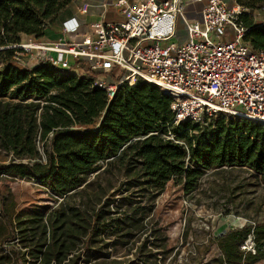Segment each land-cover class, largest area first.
<instances>
[{
  "label": "trees",
  "instance_id": "trees-1",
  "mask_svg": "<svg viewBox=\"0 0 264 264\" xmlns=\"http://www.w3.org/2000/svg\"><path fill=\"white\" fill-rule=\"evenodd\" d=\"M72 1L0 0V47H5L0 56L15 59L20 49L11 45L20 43L23 35L40 38L46 28L63 22ZM263 1L239 0L252 9ZM243 22L245 39L254 48L264 49V23L256 22L250 14L244 15ZM92 83V79L47 61L26 68L10 61L0 66V145L19 158L0 165L1 173L40 179L56 197L84 187L102 161L115 158L129 173L135 172L156 189L178 176L186 192H191L206 170L224 166L249 168L264 183V123L220 112L205 125L190 120L176 124L173 97L156 85L143 80L122 85L109 100L107 92ZM97 119L92 132L72 129ZM40 141L44 142V156ZM0 202L4 224L15 237L22 221L15 215L16 202L5 195L0 196ZM88 214V210L75 207V221L74 215L70 216L67 230L75 231V238L90 221ZM103 218L101 209L94 219L101 225ZM67 221L63 213L56 228H63ZM250 232L247 225L219 237L226 260L248 256L251 264L262 258L264 236L254 238V251L241 247ZM59 240L57 236L53 241L58 249L46 246V257L51 259L49 255L56 250L57 258L65 252L63 248L69 249L66 239Z\"/></svg>",
  "mask_w": 264,
  "mask_h": 264
},
{
  "label": "rangeland",
  "instance_id": "rangeland-1",
  "mask_svg": "<svg viewBox=\"0 0 264 264\" xmlns=\"http://www.w3.org/2000/svg\"><path fill=\"white\" fill-rule=\"evenodd\" d=\"M75 4L72 2L73 8ZM188 6L189 14L198 16L200 0H191ZM257 6L255 21L260 23L264 1ZM124 19L113 8L106 15V21ZM23 38L28 40V36ZM174 38L179 42L188 38L181 19ZM6 56L1 54L0 66L7 61L20 68L36 64L22 52L20 59ZM98 122L74 125L72 129L89 133ZM43 143L38 142V146L44 156ZM13 158L19 159L0 145V165ZM100 165L87 177L88 184L66 197L54 196L40 179L6 175L0 170V196L15 200V215L22 220L16 236L11 237L12 231L0 212V264H250L248 256L226 260L219 237L230 229L250 225L251 232L241 247L254 251V238L264 236V183L251 169H208L197 187L186 192L178 176L156 189L135 172L129 173L116 158ZM75 207L88 210L87 217L91 218L77 238L75 231L71 234L67 230L72 214L75 221ZM101 209L105 220L99 225L94 217ZM63 213L68 221L63 228H56ZM57 236L59 242L66 239L69 249L63 248L65 252L57 258L53 251L50 259L45 249L47 245L56 246L53 241ZM251 264H264V255Z\"/></svg>",
  "mask_w": 264,
  "mask_h": 264
},
{
  "label": "built area",
  "instance_id": "built-area-1",
  "mask_svg": "<svg viewBox=\"0 0 264 264\" xmlns=\"http://www.w3.org/2000/svg\"><path fill=\"white\" fill-rule=\"evenodd\" d=\"M190 3L103 0L99 18L86 31L75 17L63 21L72 41L28 36L11 46L20 49L16 59L22 52L35 63L47 61L92 79L109 100L122 85L139 80L156 85L173 97L176 124L190 120L205 125L220 112L264 123V49L245 39L243 22L245 14L255 20V8L239 0H204L199 16L193 17ZM90 7L88 0H81L79 11L87 13ZM110 8L125 19L106 21ZM179 19L188 33L183 42L174 38Z\"/></svg>",
  "mask_w": 264,
  "mask_h": 264
},
{
  "label": "crops",
  "instance_id": "crops-1",
  "mask_svg": "<svg viewBox=\"0 0 264 264\" xmlns=\"http://www.w3.org/2000/svg\"><path fill=\"white\" fill-rule=\"evenodd\" d=\"M76 2L75 7H72V3L70 4V8L68 9L67 14L62 18L63 21L66 19H69L71 17H75L76 20L80 23V29L82 31H86L88 29V25L90 22L96 20L97 18H99L101 12H102V8L99 5L103 0H88L91 3V7L89 9V11L87 13H81L79 11V5L80 2H78V0H73L72 2ZM130 1H136V0H130ZM204 3V0H200V6L202 7ZM200 7V8H201ZM113 11L116 13L121 14L118 9L113 8ZM193 13V12H192ZM200 14V9L198 11V16ZM193 16V15H192ZM196 16V17H198ZM194 17V16H193ZM116 21H120V20H116ZM41 40H45L48 42H53V41H62V42H69L72 41V37L68 34H66L63 30V22L61 20V22L46 28L45 30V35L40 37Z\"/></svg>",
  "mask_w": 264,
  "mask_h": 264
}]
</instances>
